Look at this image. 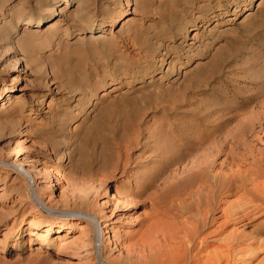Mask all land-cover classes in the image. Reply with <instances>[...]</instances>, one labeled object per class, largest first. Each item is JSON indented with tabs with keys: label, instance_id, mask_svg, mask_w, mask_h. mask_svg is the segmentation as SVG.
<instances>
[{
	"label": "rangeland",
	"instance_id": "1",
	"mask_svg": "<svg viewBox=\"0 0 264 264\" xmlns=\"http://www.w3.org/2000/svg\"><path fill=\"white\" fill-rule=\"evenodd\" d=\"M120 1L110 5L122 14L112 27L97 21L106 39L96 42L78 39L83 28L69 13L20 37L38 5L0 0V93L16 96L0 102V264H205L228 236L246 259L236 264H264V210L218 229L223 210L261 203L252 178L264 149V0ZM213 110L231 117L224 137L248 144V154L224 147L202 174L192 167L209 150L162 154ZM43 166L55 184L47 189L20 170ZM235 171L250 183L219 200L213 177ZM138 195L126 210L124 199Z\"/></svg>",
	"mask_w": 264,
	"mask_h": 264
},
{
	"label": "bare ground",
	"instance_id": "2",
	"mask_svg": "<svg viewBox=\"0 0 264 264\" xmlns=\"http://www.w3.org/2000/svg\"><path fill=\"white\" fill-rule=\"evenodd\" d=\"M116 1H117L118 6H121V1L120 0H34V2L36 3V5H38V7H39V9H38V14L39 15L35 19L33 17H31V18L29 17L26 20H24L21 23L22 31H21V35L20 34L19 35L21 37L25 33L27 34V32H28L27 29H29V27H31V26L39 27L44 21L48 20L51 17H53V20L56 18V16H60V17L63 18L65 14L69 13L70 16H73L72 17L73 20H71V23L74 22V23L82 26V28H83L80 32H78V36H79L78 39H84L85 37H87V38H91L92 40H95L96 42L97 41H102L103 42L106 39V36H105V28H103L105 26L100 25L101 26L100 27L101 29H99L97 27L98 25L96 23H97V21L98 22L99 21L101 22V21L107 20L108 22L111 23L110 26L111 27L113 26L114 22H116V20H117L116 17L117 16H120V17L122 16V14L120 15V13L117 14V12H112L111 11V10H113V7H111L110 5L115 4ZM123 1L125 2V4H124L125 6H128V4L132 3V6L136 7L137 2L139 0H123ZM23 3H25V2L22 1V4ZM20 7L21 6L19 5V7L17 8V10L14 11V15L15 16H18L20 14L19 13L20 11H18L20 9ZM72 7H73V9L70 10ZM9 17H10V15H9ZM0 22H1V19H0ZM198 27H200V25H198ZM96 30H100V31L98 32V35L95 37L94 34L97 33ZM18 32H19V25H16L11 30V33H10L11 35H13V38L12 39H14L15 37L18 36ZM0 37H2V36H0ZM13 41H15V40H13ZM0 42H1V40H0ZM1 72L2 71L0 70V73ZM20 72H23V71H20ZM10 92H12L11 88L7 87V88L4 89V92L3 93H0V102H1V104L3 103V101L5 100V98L8 99L9 97H11L10 96ZM13 99H14L13 101H15L16 100V96L13 97ZM13 101L11 102L10 99L6 100V102H7L8 105L14 103ZM198 116L199 117L194 118L193 122L190 123V125H189L190 129H189L188 133H185V134H177V136H175V139L172 140V144H170L171 146L170 145H167L165 147V149L163 148L164 150H163L162 154H164V151L167 152V151L172 150V149H177L178 152H179V157H183L184 155L185 156L186 155H192V154L199 153V152H201L203 150H209V154L208 155L202 156L201 158H199V160H197V162L194 163V166L192 167V169L194 171L195 170H198V171H196V173H197V172H200V171L207 172V171H209V169L211 168L212 165L215 166L216 165V161L213 160V158H215L216 156H221L224 153L223 152L224 147L227 148V149H229V153L231 155H232V153H233V151L235 149L238 150V151L241 150L242 153L243 152H247V154L249 153V151H250L251 148H250V146L248 144L240 149L239 146L241 144L239 143L238 140H234L233 137L232 138L224 137L225 136L224 133L227 134L228 126H229V123H230L229 121L231 120V117L225 119V117H223L224 115H220V113L217 110H213V111H209V112L204 111L203 112V115L202 114H199ZM215 116H217V117L215 118ZM196 120H198V122ZM252 121H254V120H247V121H245V124L243 126H241V129L240 130L243 132L244 130L251 129V127L253 125L252 124ZM237 136H238V134H237ZM252 138H254V137H252ZM242 144H244V143L242 142ZM33 145H35V144H33ZM162 154L157 153L156 154V157H160V156H162ZM260 155H261V157H259V159H256V157L253 158V163L255 162L254 163L255 165L257 163L259 165V166L257 165V168L260 167L259 169L262 168V170L259 171L260 172L259 174H258V171L253 170V171H255V172H253V175L256 172H257L258 175L255 174V176H254L255 178H252L253 179L252 182L253 183H256V184H253L254 185L253 188L254 189L257 188L255 190V192H256L255 194H258V196H256V195L255 196H256L257 200H260L261 201V203H259V204L255 203V204L251 205L249 207V209L247 208L246 210H242L241 212H243V214L239 213V211L238 212H235V210L230 209V207H229V209L223 210V212L221 213L220 216H222L223 219L225 218V221L218 228V229H220L221 232L224 231L225 225H227L229 223L230 224L237 225V224L243 223L245 221L248 222V221H250L252 219V217L256 213L262 212L264 210V207H263L264 206V196L262 195L263 193H261L262 189L259 190V188H261L260 183L262 184V182L260 181V179L261 178H264V167H263L264 165L262 166V164H261V163L264 162V149H263L262 153H259V156ZM223 156H224V154H223ZM240 156H241V153H240ZM241 157H243V156H241ZM243 158H245V157H243ZM176 159H177V157H176ZM247 161H248V159H247ZM249 165H250V163H249ZM20 170H21L22 175H24V177L26 176L27 179H29L30 182H35V181L38 182V184H40L41 188H44L46 186L49 188L50 186L55 185L53 179L50 178V173H51L50 172V167H47V166L36 167V170L33 169L34 171H32L31 173H29L27 171L28 169H26V168H21ZM202 173L200 172L198 174H202ZM222 173H223V171H222ZM217 174H218V172H217ZM239 174L240 173L238 171H235V172H233V173L231 172L230 174H227L225 176H222L223 174L220 175V173H219V175H216L215 174L216 175L215 177H213L214 175H212V177L215 178V180H214L215 183L217 184V186H216L217 195L216 194H214V195H216L217 197L218 196L220 197V195L224 192V190L226 192L233 191L232 189H235V188H236V190H238L240 187H243L244 185H246V182L247 181H249L247 183H250V180L251 179L247 180L245 177L244 178H240L241 175L239 177ZM238 177L240 178V180L237 179ZM237 181H240V185H236L237 184L236 183ZM209 183H211V182H209ZM210 186L213 187L212 183H211ZM210 186H209V188H210ZM263 186H264V182H263L262 188H263ZM47 187H46V189H47ZM214 187H215V185H214ZM211 189L213 191V188H211ZM242 189H244V188H242ZM235 193H237V192L235 191ZM235 193H234V195H235ZM230 194H232V193H230ZM245 195H246V193H245ZM141 197H142V195H138L137 198H135L133 200H130V201L124 199V202L126 203L125 204L126 210H130L135 205H137V203L139 201H136V199L139 200ZM219 197H218V199H219ZM219 202H221V201H219ZM219 202H217V200H216V203H218V206L216 205V203L214 204V206L216 205V207H221L223 204H221V206H219L220 205ZM144 204H145V202H144ZM130 205L133 206V207H129ZM225 208H228V207H225ZM240 208H242V206ZM215 209H217V208H214L213 205H212L210 207V209H208L207 212H205V213H207V214L208 213H213V211H215ZM236 209L238 210V208H236ZM61 216H63L64 218H75L76 217V215L73 216L72 214H69V215L66 214V215H61ZM203 217H205V216H203ZM214 217H211L210 216V218H207V216H206L205 217V220H207L208 223H212V222L216 221V218H214ZM217 217H219V216H217ZM54 222H58L59 223L58 225L60 226V225H62L66 221L64 219L60 218L57 221H52L51 224L53 225ZM88 222L90 224H92L91 226H96L97 227L96 229H97V233H98L99 232L98 222L96 220H94V219H88ZM203 224H205V223H203ZM42 226L45 227V226H48V225L45 223ZM53 226L59 227V226H57L56 223ZM36 228H37V230H40V227L38 225H37ZM100 228H101V226H100ZM93 231H96L95 228H94ZM207 231H206V233H207ZM214 232L215 231H213L211 233H214ZM202 233H205V232L202 231ZM233 233L235 234L234 231H233ZM236 234H237V232H236ZM3 238H6V236L4 234H3ZM228 239H229V236H228ZM228 239L225 240L223 243H221V242L219 243V245L217 247L220 249V251L219 252L217 251V253L215 254V257L212 258V259H209L207 261V263H205V264H236L238 262L239 263H242V262L246 261V259L244 257H241L240 259H237L238 257L235 256V254L233 253L234 250H236V247H237V246H235L236 243H233L234 242V239L233 240H230V241ZM52 240L53 241L50 243V245L51 244L52 245H55V247H56V249L58 251L63 252V251L68 250L69 245L66 242H64V243H62V242H56L54 244V240H56V239H52ZM235 241L237 243H239L237 240H235ZM202 244H203V242H202ZM2 251H4V250H2ZM238 251H241L242 252L243 249H241V250L239 249ZM206 257H207V255H206ZM206 259H204V260H206Z\"/></svg>",
	"mask_w": 264,
	"mask_h": 264
}]
</instances>
